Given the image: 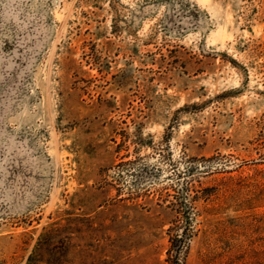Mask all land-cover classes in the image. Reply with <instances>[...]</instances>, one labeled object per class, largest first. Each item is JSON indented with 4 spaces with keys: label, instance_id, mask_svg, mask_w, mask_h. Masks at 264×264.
Returning a JSON list of instances; mask_svg holds the SVG:
<instances>
[{
    "label": "rangeland",
    "instance_id": "1",
    "mask_svg": "<svg viewBox=\"0 0 264 264\" xmlns=\"http://www.w3.org/2000/svg\"><path fill=\"white\" fill-rule=\"evenodd\" d=\"M178 251L264 264V0H0V264Z\"/></svg>",
    "mask_w": 264,
    "mask_h": 264
},
{
    "label": "trees",
    "instance_id": "2",
    "mask_svg": "<svg viewBox=\"0 0 264 264\" xmlns=\"http://www.w3.org/2000/svg\"><path fill=\"white\" fill-rule=\"evenodd\" d=\"M184 245V242L181 240V246H183ZM176 254H177V256L175 257V259H174V264H180V251H178V252H176Z\"/></svg>",
    "mask_w": 264,
    "mask_h": 264
}]
</instances>
